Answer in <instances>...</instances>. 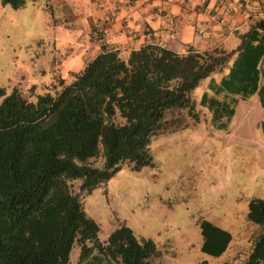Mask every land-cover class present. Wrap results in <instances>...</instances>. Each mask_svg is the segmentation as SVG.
<instances>
[{
	"label": "trees",
	"instance_id": "obj_1",
	"mask_svg": "<svg viewBox=\"0 0 264 264\" xmlns=\"http://www.w3.org/2000/svg\"><path fill=\"white\" fill-rule=\"evenodd\" d=\"M26 1L1 0L14 8ZM263 30L262 20L254 22L230 50L189 45L177 52L148 42L124 57L103 45L72 81L59 79V88L34 100L0 86V264H70L74 243L77 264H91L100 252L111 264H157L156 242L123 222L102 241L82 198L123 162L135 170L152 165L151 138L187 125L176 110L198 119L192 91L213 72L227 67L200 99L214 126L226 127L238 101L255 92L264 112ZM99 154L96 166L91 159ZM72 180H79L77 192ZM247 219L254 227L242 256L215 264H264L263 197L249 198ZM199 227L203 251L219 255L228 247L230 231L205 218Z\"/></svg>",
	"mask_w": 264,
	"mask_h": 264
},
{
	"label": "rangeland",
	"instance_id": "obj_2",
	"mask_svg": "<svg viewBox=\"0 0 264 264\" xmlns=\"http://www.w3.org/2000/svg\"><path fill=\"white\" fill-rule=\"evenodd\" d=\"M43 33L38 17L0 2V86L7 92V76L29 71L34 38ZM212 76L219 78L221 73L203 78L192 91L198 119L186 109L176 110L175 118L187 125L151 138L152 165L135 170L123 162L110 179L83 196V208L98 223L102 241L123 222L136 235L156 242L161 251L154 259L157 264H215L242 256L254 227L247 219L248 200L264 198V112L255 92L238 101L226 127L214 126L209 108L200 103ZM91 161L101 166L103 157L99 154ZM78 184L79 180L71 181L76 192ZM203 218L232 235L219 255L201 249ZM78 254L74 243L70 264H77ZM91 261L111 264L101 252Z\"/></svg>",
	"mask_w": 264,
	"mask_h": 264
},
{
	"label": "crops",
	"instance_id": "obj_3",
	"mask_svg": "<svg viewBox=\"0 0 264 264\" xmlns=\"http://www.w3.org/2000/svg\"><path fill=\"white\" fill-rule=\"evenodd\" d=\"M18 9L38 17L44 31L34 38L29 71L7 76L10 91L18 87L31 100L59 88L51 89L59 79L72 81L103 45L124 57L148 42L177 52L189 45L230 50L254 22H264V0H28Z\"/></svg>",
	"mask_w": 264,
	"mask_h": 264
}]
</instances>
